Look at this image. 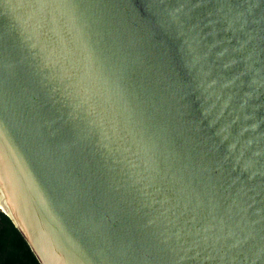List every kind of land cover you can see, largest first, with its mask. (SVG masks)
I'll return each instance as SVG.
<instances>
[{
	"label": "water",
	"instance_id": "95a60500",
	"mask_svg": "<svg viewBox=\"0 0 264 264\" xmlns=\"http://www.w3.org/2000/svg\"><path fill=\"white\" fill-rule=\"evenodd\" d=\"M0 213L40 264H264V0H0Z\"/></svg>",
	"mask_w": 264,
	"mask_h": 264
},
{
	"label": "trees",
	"instance_id": "16d2710c",
	"mask_svg": "<svg viewBox=\"0 0 264 264\" xmlns=\"http://www.w3.org/2000/svg\"><path fill=\"white\" fill-rule=\"evenodd\" d=\"M0 264H40L12 220L0 213Z\"/></svg>",
	"mask_w": 264,
	"mask_h": 264
}]
</instances>
